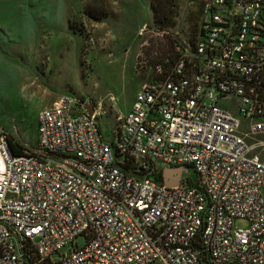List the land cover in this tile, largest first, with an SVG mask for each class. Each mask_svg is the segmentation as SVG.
<instances>
[{
  "label": "built area",
  "instance_id": "2783aa9c",
  "mask_svg": "<svg viewBox=\"0 0 264 264\" xmlns=\"http://www.w3.org/2000/svg\"><path fill=\"white\" fill-rule=\"evenodd\" d=\"M176 1L195 27L110 139L69 95L33 151L12 155L0 127V264H264V0Z\"/></svg>",
  "mask_w": 264,
  "mask_h": 264
},
{
  "label": "rangeland",
  "instance_id": "374dc122",
  "mask_svg": "<svg viewBox=\"0 0 264 264\" xmlns=\"http://www.w3.org/2000/svg\"><path fill=\"white\" fill-rule=\"evenodd\" d=\"M152 1L88 0L107 10L94 22L84 14V0H0V127L11 140L35 150L37 117L62 95L88 101L110 139L168 50L167 39L192 32L184 2H173L174 25L162 26Z\"/></svg>",
  "mask_w": 264,
  "mask_h": 264
},
{
  "label": "trees",
  "instance_id": "16d2710c",
  "mask_svg": "<svg viewBox=\"0 0 264 264\" xmlns=\"http://www.w3.org/2000/svg\"><path fill=\"white\" fill-rule=\"evenodd\" d=\"M176 0H153L151 3V9L154 15V21L157 24L162 26L164 25H174V20L176 16V12L173 7ZM84 14L92 21L99 22L102 18L107 16V10L102 7L94 6L93 3L88 2V0H84ZM197 11H190L188 16V23L192 28L195 27L197 20ZM167 51H169L171 47V40L167 39ZM9 148L11 154L14 156L23 155L24 151H27L24 147L18 145L13 142L11 138L8 140Z\"/></svg>",
  "mask_w": 264,
  "mask_h": 264
},
{
  "label": "water",
  "instance_id": "95a60500",
  "mask_svg": "<svg viewBox=\"0 0 264 264\" xmlns=\"http://www.w3.org/2000/svg\"><path fill=\"white\" fill-rule=\"evenodd\" d=\"M87 108H88L89 113L91 114L93 112L92 106L89 105ZM162 176H163V182L166 185H169V186L177 185L179 183V180H180L181 169L176 168V169L164 170Z\"/></svg>",
  "mask_w": 264,
  "mask_h": 264
},
{
  "label": "crops",
  "instance_id": "0c3cea01",
  "mask_svg": "<svg viewBox=\"0 0 264 264\" xmlns=\"http://www.w3.org/2000/svg\"><path fill=\"white\" fill-rule=\"evenodd\" d=\"M129 109H130V108H129ZM129 109H128V110H129ZM126 113H127V112H126ZM126 113H125V114H126Z\"/></svg>",
  "mask_w": 264,
  "mask_h": 264
}]
</instances>
